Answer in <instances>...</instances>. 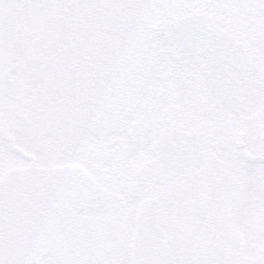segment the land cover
I'll return each mask as SVG.
<instances>
[{"label": "snow or ice", "instance_id": "snow-or-ice-1", "mask_svg": "<svg viewBox=\"0 0 264 264\" xmlns=\"http://www.w3.org/2000/svg\"><path fill=\"white\" fill-rule=\"evenodd\" d=\"M0 264H264V0H0Z\"/></svg>", "mask_w": 264, "mask_h": 264}]
</instances>
